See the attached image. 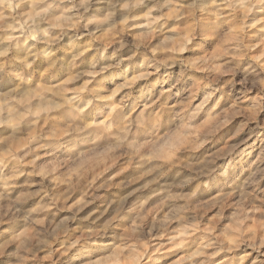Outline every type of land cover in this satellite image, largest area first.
I'll use <instances>...</instances> for the list:
<instances>
[{
    "label": "clouds",
    "instance_id": "9594fccd",
    "mask_svg": "<svg viewBox=\"0 0 264 264\" xmlns=\"http://www.w3.org/2000/svg\"><path fill=\"white\" fill-rule=\"evenodd\" d=\"M0 264H264V0H0Z\"/></svg>",
    "mask_w": 264,
    "mask_h": 264
}]
</instances>
